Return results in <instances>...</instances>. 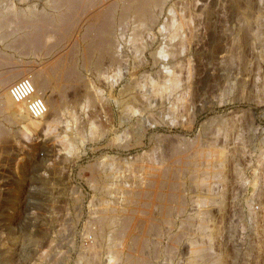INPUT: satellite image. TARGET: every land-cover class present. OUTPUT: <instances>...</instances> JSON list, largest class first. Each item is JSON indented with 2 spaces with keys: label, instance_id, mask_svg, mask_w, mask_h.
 <instances>
[{
  "label": "rangeland",
  "instance_id": "rangeland-1",
  "mask_svg": "<svg viewBox=\"0 0 264 264\" xmlns=\"http://www.w3.org/2000/svg\"><path fill=\"white\" fill-rule=\"evenodd\" d=\"M155 3L150 18L114 8L95 66L80 47L89 11L45 48L0 41V73L51 80L43 116L0 114V264H264V0ZM68 52L74 73L52 76Z\"/></svg>",
  "mask_w": 264,
  "mask_h": 264
},
{
  "label": "bare ground",
  "instance_id": "bare-ground-1",
  "mask_svg": "<svg viewBox=\"0 0 264 264\" xmlns=\"http://www.w3.org/2000/svg\"><path fill=\"white\" fill-rule=\"evenodd\" d=\"M20 1V0H19ZM22 1V0H21ZM95 0H48L49 4L48 7L35 12L32 11L33 8H31V10H27L26 9H22L19 8L14 11L11 12H5L3 9V6L0 5V28L1 29H5L9 30L10 28L8 27L11 23L13 18L15 17V19L17 18L16 24L15 26H13L12 28L16 29L18 32L19 30H21L19 36L18 35H14L13 33L16 31L13 29L12 30L13 33H7L6 31L3 32L0 35V41H2V43L4 42V46H9V44L11 45H16V43L18 44L17 47L22 48V47H27V50L29 48H32V52L33 50H37L36 48L38 47H44L45 48V44H44V39L48 36L47 35V31L48 29H50L51 27H53L54 29H56L55 31L57 32L60 31V37L62 38L63 36L65 37L66 35H68L70 33V30L73 27L74 24V18H73V13H90L89 21L87 23V27L84 29L85 30V34L83 37V46L82 47V53H83V63H85L86 67L89 66H95L98 65L99 61L96 57V54L98 53V51L102 52L105 51V49H109V45H111L110 43H112L110 36L112 34V28H113V22L115 23L114 20V14H113V10L116 6H121L122 7V16L125 17L126 14H129L128 12H132L137 14L139 17H145L146 18H150L148 16V14L150 13V8L152 5H154L153 3H155V1L157 0H127V2H123L121 4H116V3H110L107 6L103 7H99L97 5L94 4ZM97 1V0H96ZM98 2V1H97ZM117 2V1H116ZM121 2V1H120ZM130 2V3H128ZM8 4V3H7ZM106 4V3H105ZM156 4V3H155ZM104 5V4H103ZM13 8V7H12ZM29 8V7H28ZM35 10V9H34ZM116 10V9H115ZM7 11V10H6ZM151 13L152 10H151ZM78 15V14H77ZM86 15V14H85ZM88 15V14H87ZM152 15V14H151ZM154 15V14H153ZM80 16V15H79ZM121 16V15H120ZM75 17V16H74ZM85 17V16H84ZM127 17V16H126ZM134 17V16H133ZM12 18V20H11ZM79 18V17H77ZM123 19V18H122ZM125 19V18H124ZM142 20V19H141ZM84 21V20H83ZM14 22V21H13ZM77 22V21H76ZM119 22V21H118ZM149 22V21H148ZM151 23V22H150ZM14 24V23H13ZM119 24V23H118ZM8 27V28H6ZM121 27V26H120ZM248 29V28H247ZM246 29V30H247ZM51 30V29H50ZM245 30V29H244ZM50 33V32H49ZM51 35V34H50ZM82 35V33H81ZM16 36V37H15ZM18 36V37H17ZM114 36V35H113ZM7 40H10L9 43L7 42ZM46 40V39H45ZM78 40V39H77ZM46 42V41H45ZM116 42V41H115ZM76 43V42H75ZM65 44V43H64ZM47 45V44H46ZM55 45V44H54ZM74 45V43H73ZM73 45H71L70 47H72ZM2 46V45H1ZM77 46V45H76ZM29 47V48H28ZM1 48V47H0ZM5 48V47H3ZM16 48V47H15ZM51 48V47H49ZM5 50V49H4ZM23 50V49H22ZM22 50H20L22 52ZM25 50V49H24ZM66 50V48H65ZM63 50V51H65ZM20 51L18 52L20 54ZM57 51V50H56ZM113 51V50H112ZM4 52V51H3ZM2 51H0V65L2 64V62H5V60L8 58L6 55H4ZM24 52V51H23ZM26 52V51H25ZM24 52V55H25ZM75 52V51H74ZM81 52V51H80ZM107 52V50H106ZM58 53V52H57ZM8 54V53H7ZM23 54V53H22ZM62 54V53H61ZM65 54V53H64ZM70 54H73L70 53ZM70 54L68 52V54L66 55H62L61 58H58L57 60L53 59L54 61L52 63H50V67L51 70H53L52 72V76L54 75V73L59 71V75L61 76V79H66L68 77H70L74 72H72L73 69V63L77 62V61H73V58L75 57L74 54L72 56H74L73 58L70 57ZM103 54V53H102ZM9 55V54H8ZM75 55L77 56V54L75 53ZM99 55V53H98ZM59 56V55H58ZM10 57V56H9ZM12 57V56H11ZM51 57V56H50ZM55 58V57H54ZM81 58V59H82ZM7 59L6 64L8 63ZM15 62V61H14ZM31 62V61H30ZM33 62V61H32ZM42 63V62H41ZM46 63V62H45ZM82 63V61H81ZM15 64V63H14ZM18 64V63H17ZM20 64V63H19ZM22 64V63H21ZM43 64V63H42ZM75 64V63H74ZM8 65V64H7ZM11 65V64H9ZM36 65V64H35ZM99 68V67H98ZM46 69V68H45ZM49 69V68H48ZM85 69V68H84ZM7 70V69H6ZM49 71V70H48ZM78 71V70H77ZM50 73H46V71L44 70H33L30 73L24 74L20 71H10L9 69L7 71L4 70V72L0 73V86H1V93H0V114H4V118L5 120H9V121H20L22 122L24 119L28 118L30 116V114L32 115V111L31 109L28 108V98H37L36 101H42V103H44L43 107H48L49 101L48 99H45L44 97V93L43 91L49 87L50 85ZM58 75V74H57ZM74 76V75H73ZM27 79L29 84H30V88L33 89V91H30V93L28 94L27 97H24L22 99H17L14 95L11 94V87L13 86V84H15V82L21 81V80H25ZM60 79V80H61ZM72 79V78H71ZM59 80V78L57 79ZM56 80V81H57ZM80 80V79H79ZM62 81V80H61ZM67 81V80H66ZM63 83V81L61 82ZM60 83V84H61ZM67 83V82H66ZM65 83V84H66ZM64 84V83H63ZM70 84V83H69ZM56 85V84H55ZM68 85V84H67ZM58 86H59V82H58ZM128 86V85H127ZM54 87V86H53ZM52 87V88H53ZM61 88V86H59ZM131 87V86H130ZM59 88V89H60ZM127 88V87H126ZM3 91V92H2ZM46 91V90H45ZM140 91V90H139ZM137 95V94H136ZM35 101V102H36ZM41 103V104H42ZM55 104V103H54ZM38 105L37 102L35 103V105H33V109L34 111L38 110ZM42 108V107H41ZM47 111V108H46ZM46 113V112H45ZM44 113V114H45ZM43 116V115H41ZM33 117L34 114H33ZM37 117H40L37 116ZM5 128H3L2 124H0V136L1 134H3V132ZM198 149V148H197ZM196 150V149H195ZM194 150V151H195ZM191 154V153H190ZM194 157L198 158H208V157H213V156H217L215 152H201L198 151L196 153L193 154ZM186 157H188V155L186 154ZM189 159V158H188ZM204 162V161H203ZM164 169V168H163ZM194 169V168H193ZM165 171V170H164ZM163 171V172H164ZM162 172V173H163ZM97 173V172H96ZM168 173V172H167ZM157 175V174H156ZM176 177V176H175ZM193 177V176H192ZM159 182V181H158ZM156 184V183H155ZM159 184V183H158ZM211 188V187H210ZM146 191V190H145ZM156 191V190H155ZM154 191V192H155ZM213 192V191H212ZM143 194V193H142ZM169 194V193H168ZM164 195L161 196L159 195V193H155V200L157 199H161L164 201H167L166 196ZM170 195V194H169ZM171 197V196H170ZM168 197V201L170 200ZM214 197V196H213ZM212 197V198H213ZM137 198V197H136ZM174 198V197H173ZM172 198V199H173ZM176 198V197H175ZM181 198V197H180ZM171 199V200H172ZM104 202V201H103ZM163 202V201H162ZM166 206V204H164ZM169 205V203H168ZM163 206V205H162ZM182 207V204H181ZM186 207V206H184ZM107 208V207H106ZM169 208V207H168ZM166 207L165 210L168 209ZM111 209V208H110ZM170 209V208H169ZM105 211V210H104ZM111 215V214H110ZM192 216V215H191ZM114 217V216H113ZM193 217V216H192ZM105 218V217H104ZM108 218V217H107ZM170 218V217H169ZM110 220H107L108 223H110L112 221V218L110 216L109 218ZM114 219V218H113ZM187 219V218H186ZM203 219V218H201ZM184 222V220H183ZM106 222V224H108ZM204 223V222H203ZM205 224V223H204ZM110 225V224H108ZM156 225V224H155ZM174 225V224H173ZM104 226V225H103ZM106 226V225H105ZM152 226V225H151ZM183 227V226H182ZM193 227V226H192ZM150 228V227H149ZM207 228V227H206ZM158 230V229H157ZM201 230V229H199ZM176 232V231H175ZM104 233V232H102ZM179 235V234H178ZM189 236V235H188ZM114 239V238H113ZM199 239V238H198ZM120 240V239H118ZM134 240V239H133ZM113 241V240H112ZM204 241V240H203ZM100 242V241H99ZM139 242V241H138ZM200 242V241H199ZM118 243V242H117ZM135 243V242H134ZM145 243V242H144ZM190 244V243H189ZM138 246V245H137ZM192 246V245H190ZM194 246V245H193ZM206 246V245H205ZM115 247V246H114ZM207 247H197L194 251L198 256L204 255L207 251ZM208 252V251H207ZM210 252V251H209ZM129 253V252H128ZM126 254V253H125ZM207 254V253H206ZM207 255H205L206 257ZM143 257V256H142ZM204 257V256H202ZM209 259V258H208ZM127 260V259H126ZM137 260V259H136ZM145 260V259H144ZM149 260V259H148ZM202 260V259H201ZM206 260V259H205ZM203 261V260H202ZM148 262V261H147ZM211 262V260H210ZM145 264L142 263L140 260L134 262V264ZM207 263V262H206ZM214 263V262H213ZM212 264V263H211Z\"/></svg>",
  "mask_w": 264,
  "mask_h": 264
},
{
  "label": "built area",
  "instance_id": "built-area-1",
  "mask_svg": "<svg viewBox=\"0 0 264 264\" xmlns=\"http://www.w3.org/2000/svg\"><path fill=\"white\" fill-rule=\"evenodd\" d=\"M11 94L14 95L17 99H22L24 97H27L28 94L30 93V91H33V89L30 88V84L28 82L27 79L25 80H21L18 82H15V84H13V86L11 87ZM28 108L31 109L32 111V116L34 114L35 117L37 116H41L46 112V107L44 106V103H42L41 99L40 101H36L37 98H28ZM37 102L38 105V110L34 111L33 109V105H35V103ZM42 103V104H41ZM42 107V108H41Z\"/></svg>",
  "mask_w": 264,
  "mask_h": 264
}]
</instances>
